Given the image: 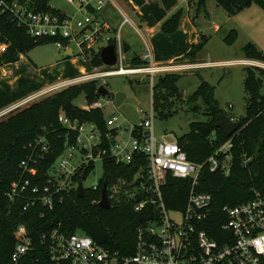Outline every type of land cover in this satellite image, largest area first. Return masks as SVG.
Masks as SVG:
<instances>
[{
    "label": "trees",
    "instance_id": "trees-1",
    "mask_svg": "<svg viewBox=\"0 0 264 264\" xmlns=\"http://www.w3.org/2000/svg\"><path fill=\"white\" fill-rule=\"evenodd\" d=\"M16 1L36 12H51L62 18L68 17L63 12L51 8L50 0ZM127 1L133 8L138 9L137 15L148 28H154L164 22L167 13L177 5V0H158L157 4L147 0ZM213 2L212 0H189L188 2L192 23L202 33L199 43L195 44L189 34L180 29L184 18L183 10H179L163 23L161 32L151 39L157 63L167 64L184 58L195 60L197 54L211 39L205 32L208 30V25L209 32H215L221 28V24L213 20L211 5L222 9L228 17L237 16L254 5L264 11V0H213ZM236 38L237 32L232 31L225 42L232 45ZM50 43L55 44L56 40L32 38L26 29L18 27L9 15L0 14V45L8 46L7 52L0 54V68L17 64L20 61V55ZM110 43L116 45V40L112 39ZM100 51L95 52L93 49L85 48V57L88 60L91 59L85 64H74L73 58L66 57L61 64H58L64 68L63 78L78 76L81 68L91 71L95 67H102ZM243 51L245 60L264 64V54L254 44H247ZM124 52L127 54L130 52L127 44H124ZM130 63L136 67L146 64L136 55L132 56ZM60 67L54 69L53 75L47 70L43 71V76L53 83L60 76L61 72L58 71ZM257 73L260 78L257 77ZM245 75L246 116L240 120L239 131L227 137L216 128L218 116L222 115L223 111L215 99V87L202 80L190 101L201 100L213 120L191 123L189 132L177 140L188 160L194 164L205 163L217 149L229 141L234 144L233 165L229 176H225L221 171L213 173L207 166L201 172L199 189L213 196V216L210 221L212 225L206 227L207 231L213 235L220 230L225 220L222 212L225 206L247 202L254 197V191L262 193L264 190V69L247 68ZM180 79L181 77L176 74L160 78L153 88L154 110L166 107L160 102V97L157 98L158 104H156V90L163 88L169 93L177 94V83ZM41 87H43L41 83H30L25 78L19 80L17 88H12L6 81H1L0 110ZM97 90L96 81L75 86L34 103L0 121V264H11V254L18 239L16 231L22 225L27 228L28 235L36 248L32 258H39L41 264H69L52 262L45 252V246L41 245V236L54 229H61L68 235L76 232L84 233L99 245L119 251L123 255L134 252L137 228L149 220L151 210L147 208L144 212L138 213L134 209V202L124 198L120 201H112L111 209L106 210L99 206V201L105 183L110 187L119 179L133 180L141 172L145 164L144 158L125 165L116 163L110 156L106 157L103 177L98 189L87 190L83 198H79L75 190L63 192L55 197L52 210L40 203L25 209L24 201L11 206L6 197L11 183L19 178L21 162L30 155V144H33L40 136L47 139L49 150L44 154V160L36 166L38 179L35 182L39 186L46 184L48 169L66 149L68 131L59 122L61 113L81 123L96 124L104 135L110 131L107 129L102 110L85 111L75 104L82 95L85 102L89 104L99 99L102 95H99ZM168 116L169 114H162V117ZM112 133L115 134V131ZM70 137L73 143L75 134L72 133ZM103 147L109 148V143L105 141ZM247 159L251 161L247 165L243 164ZM94 170V166H89L85 171L78 172L73 176L72 183L74 185L81 181L84 183ZM188 188L186 181L169 180L164 187V198L169 210L185 208Z\"/></svg>",
    "mask_w": 264,
    "mask_h": 264
},
{
    "label": "built area",
    "instance_id": "built-area-1",
    "mask_svg": "<svg viewBox=\"0 0 264 264\" xmlns=\"http://www.w3.org/2000/svg\"><path fill=\"white\" fill-rule=\"evenodd\" d=\"M73 3L74 0H67ZM81 0L80 18H62L55 13L36 12L16 0H0V14L9 15L18 27L25 28L28 35L35 39H54L59 51L78 63H88L84 49L102 51L116 40L118 62L114 67H95L91 71L80 72L78 76L59 78L53 83L28 94L20 100L0 110V121L34 103L41 102L50 95L61 93L69 88L103 80L97 86L107 87L109 77L142 76L149 79L152 89L155 79L167 72V64L155 61L153 49L145 43L142 56L145 65L131 68L124 65V41L121 37L123 26H134L131 18L121 12L123 18L118 29L102 15L103 9L112 0ZM113 35H110L111 33ZM78 49V53L75 52ZM4 50L5 47H2ZM100 51V52H101ZM73 62V60H72ZM75 64V63H74ZM98 93V92H97ZM85 111L100 109L104 105L100 99L80 107ZM154 110L138 124L125 125L114 116L106 119L105 135L94 123H81L72 120L64 113L59 122L67 129L65 151L48 169L46 184L39 186L37 165L44 160L49 143L44 136L30 144V155L21 162L19 178L11 183L6 194L11 206L21 201L26 208L40 203L49 210L54 208V199L63 192L75 190L78 184L72 178L89 166L110 156L118 164L130 165L144 158L145 164L133 180L119 179L110 187L107 185L108 198L120 201L123 198L134 202L136 212L151 210L149 220L137 228L135 250L130 255L99 245L93 238L76 232L68 235L61 229H54L41 236V245L52 262L69 264H264V195L254 191V197L236 205L222 209L225 220L217 233L211 234L207 226L213 216V196L199 189L201 172L207 166L211 172L221 171L229 176L233 165V142L221 146L203 164L190 162L178 141L167 142L154 133ZM115 131V134L112 133ZM75 134L71 143L70 135ZM105 141L109 148L103 147ZM38 148H40L38 150ZM76 153L81 155L80 162L74 164ZM135 156H137L135 159ZM251 159L243 164L247 165ZM59 162L58 166L56 163ZM94 170V171H95ZM53 171V172H52ZM93 171V172H94ZM92 172V173H93ZM103 177V175H102ZM101 177V179H102ZM97 181L87 190H96ZM177 179L188 184L187 201L182 210H169L164 198V187L169 180ZM84 184V183H83ZM101 201V200H100ZM99 201V203H100ZM215 232V231H214ZM17 242L11 254V264H41L39 258H32L36 248L28 235L27 228L20 226L16 231ZM216 236V237H215ZM44 248V247H43Z\"/></svg>",
    "mask_w": 264,
    "mask_h": 264
},
{
    "label": "rangeland",
    "instance_id": "rangeland-1",
    "mask_svg": "<svg viewBox=\"0 0 264 264\" xmlns=\"http://www.w3.org/2000/svg\"><path fill=\"white\" fill-rule=\"evenodd\" d=\"M80 1L74 0L73 3H70L67 0H50L49 4L51 8L64 14L80 18ZM116 1L118 5L109 2L103 9L102 15L113 25L115 31H118L123 20L121 12L131 18L134 26L129 24L123 26L121 37L124 40L130 36L128 39L136 48L135 52L125 54L124 65L137 68L130 61L133 55L142 58L146 50L145 43L149 44L146 41L147 39L145 40L147 37L145 24L125 0ZM96 2L97 0L93 2V5H96ZM213 3L215 4V2ZM211 12L214 22L221 24L220 30L209 32L208 25V30L205 32L211 39L203 50L197 54L195 60L184 58L179 61H171L166 65L170 69L160 76V78H165L167 75L176 74L181 77L177 83V94L169 93L163 88L156 90V104H158L157 98L160 97V102L166 107L154 110L155 93L149 79L142 76L109 77L105 81L107 83L106 88L111 94L110 96L99 97L104 105L105 119L117 116L120 118V122L126 120L125 125H135L143 120L145 116H150L152 110H154V133L156 137L167 142H175L189 132L191 123L213 120L201 100L197 102L190 101L202 80L215 87V99L223 111L222 115H226L236 122H240L246 116L245 69L255 67L264 69V64L245 60L243 49L247 44L252 43L264 54V11L258 6H253L237 16L228 17L222 9L211 5ZM184 21L182 25L187 30L193 31V28H196L195 32L189 33V36L195 44L199 43L202 33L192 23L189 7L186 8ZM232 31L237 32V38L232 45H228L225 39L229 37ZM113 34L112 32L110 35ZM2 47H5V49L3 50ZM7 49V45H0V54L6 53ZM75 52L78 53L77 48H75ZM65 58L64 51H59L53 43L35 47L29 53L20 55V61L17 64L1 67L0 82L6 81L12 88H17L19 80L25 78L30 83H41L45 86L50 82L43 76V71L47 70L53 75L55 73L54 69L60 67L58 64H61ZM221 61L220 64L215 63ZM76 62L77 59L74 58L73 63L76 64ZM58 71L61 72L59 78L63 77L64 68L60 67ZM83 71L86 70L81 68L80 72ZM257 77L260 78L258 73ZM160 78L155 79L154 87ZM96 82L97 86L103 84V80L100 79ZM117 93H122L125 96L123 105L130 110L129 115L121 112L117 107L115 103ZM52 96L50 95L47 98ZM75 104L84 107L87 103L82 95L75 101ZM162 114H169V116L162 117ZM80 160L81 155L76 153L73 163L76 164ZM58 164L59 162L56 163L57 166ZM102 175L103 164L98 162L96 170L84 182V188H91L101 179Z\"/></svg>",
    "mask_w": 264,
    "mask_h": 264
},
{
    "label": "water",
    "instance_id": "water-1",
    "mask_svg": "<svg viewBox=\"0 0 264 264\" xmlns=\"http://www.w3.org/2000/svg\"><path fill=\"white\" fill-rule=\"evenodd\" d=\"M151 3L157 4L158 0H150ZM72 51H69L67 53V56H71ZM101 60L103 65L107 67H114L118 62V57L116 53L115 46L113 44L108 45L107 47L103 48L101 51ZM99 95L102 96H110V91L105 88L104 86H100L97 90ZM125 99V96L122 93H117L115 95V103L119 110L127 115L130 114V110L123 105V100ZM216 128L220 129L227 137H231L233 134H235L239 129L241 128V122H236L232 119H230L226 115H220L218 116V122L216 124ZM264 195V190L262 191ZM85 195V188L83 182L78 183L77 188V196L79 198H83ZM99 206L103 209L110 210L111 209V203L108 198V189L107 184L105 183L103 185L102 191H101V201L99 203Z\"/></svg>",
    "mask_w": 264,
    "mask_h": 264
},
{
    "label": "crops",
    "instance_id": "crops-1",
    "mask_svg": "<svg viewBox=\"0 0 264 264\" xmlns=\"http://www.w3.org/2000/svg\"><path fill=\"white\" fill-rule=\"evenodd\" d=\"M126 1V3L133 9V11H134V13H136L137 14V12H138V9H135V8H133V6L130 4V2H128L127 0H125ZM112 3L114 2L116 5H118V2L116 1V0H112L111 1ZM188 2H189V0H177V5L174 7V8H172L168 13H167V18H166V20L167 19H169L173 14H175L176 12H178L179 10H183L184 11V18H183V21H182V24H183V22H185L184 20H185V12H186V8L188 7ZM255 6V5H254ZM113 8H115L114 6H112ZM253 7V6H252ZM67 16H69L68 14H66ZM165 20V21H166ZM164 21V22H165ZM164 22H161V23H159L157 26H155L154 28H148L146 25H145V29H146V31H147V37L145 38V40L147 41V42H149V45L151 46V48H152V45H151V39L156 35V34H158L159 32H161V29H162V25H163V23ZM144 24V23H143ZM181 30H183L185 33H193V32H195V30H196V28H193V31H189V30H187L186 28H185V26H183V25H181V28H180ZM220 30V29H219ZM219 30H217V31H219ZM130 37V36H129ZM128 37V38H129ZM124 39L123 41H124V44H127L128 46H129V48H130V52L129 53H131V52H135L134 50H135V48L136 47H134L133 46V44L131 43V41L129 40V39ZM149 39V40H148ZM215 63H218V64H220V63H222V61L221 62H215Z\"/></svg>",
    "mask_w": 264,
    "mask_h": 264
}]
</instances>
